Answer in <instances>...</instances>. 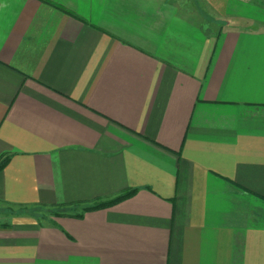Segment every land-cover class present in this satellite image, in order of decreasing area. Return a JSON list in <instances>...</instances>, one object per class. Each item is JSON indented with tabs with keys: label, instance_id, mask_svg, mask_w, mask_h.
<instances>
[{
	"label": "crops",
	"instance_id": "crops-1",
	"mask_svg": "<svg viewBox=\"0 0 264 264\" xmlns=\"http://www.w3.org/2000/svg\"><path fill=\"white\" fill-rule=\"evenodd\" d=\"M221 2L0 0V264H264V0Z\"/></svg>",
	"mask_w": 264,
	"mask_h": 264
},
{
	"label": "rangeland",
	"instance_id": "rangeland-1",
	"mask_svg": "<svg viewBox=\"0 0 264 264\" xmlns=\"http://www.w3.org/2000/svg\"><path fill=\"white\" fill-rule=\"evenodd\" d=\"M177 1L179 4L184 5V9L191 13L193 11L197 16L200 14L201 20H209L208 18L212 17V13L216 12L214 10L224 8V3H210V0H174ZM215 5V7H214ZM211 15V16H210ZM64 208H26L24 210L19 211L17 214H21L22 212L33 216L37 219L47 218L49 216H59L63 214L65 211ZM83 210V209H82ZM76 211V210H74ZM5 215V216H4ZM12 217L13 215L8 212V209L4 210L0 208V218L2 217ZM54 216V217H55Z\"/></svg>",
	"mask_w": 264,
	"mask_h": 264
},
{
	"label": "trees",
	"instance_id": "trees-1",
	"mask_svg": "<svg viewBox=\"0 0 264 264\" xmlns=\"http://www.w3.org/2000/svg\"><path fill=\"white\" fill-rule=\"evenodd\" d=\"M60 9V8H59ZM61 10V9H60ZM9 159H4L2 161H0V171L6 166V164L8 163ZM135 193V191H128V192H125L123 195L119 196L118 198L114 199V200H110V201H107V202H98L94 205H90V206H86L84 207L83 209V214L86 213V212H89V211H94V210H98V209H102V208H105V207H109V206H112L126 198H129L131 196H133ZM79 215L78 217H82V215Z\"/></svg>",
	"mask_w": 264,
	"mask_h": 264
}]
</instances>
